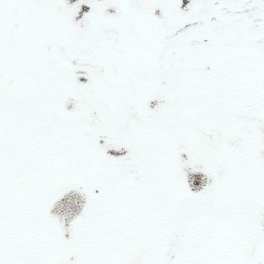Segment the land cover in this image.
<instances>
[{
	"label": "snow or ice",
	"instance_id": "1",
	"mask_svg": "<svg viewBox=\"0 0 264 264\" xmlns=\"http://www.w3.org/2000/svg\"><path fill=\"white\" fill-rule=\"evenodd\" d=\"M0 264H264V0H0Z\"/></svg>",
	"mask_w": 264,
	"mask_h": 264
}]
</instances>
